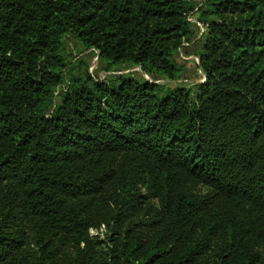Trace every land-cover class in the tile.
<instances>
[{
    "label": "trees",
    "instance_id": "trees-1",
    "mask_svg": "<svg viewBox=\"0 0 264 264\" xmlns=\"http://www.w3.org/2000/svg\"><path fill=\"white\" fill-rule=\"evenodd\" d=\"M0 264H264V0H0Z\"/></svg>",
    "mask_w": 264,
    "mask_h": 264
},
{
    "label": "rangeland",
    "instance_id": "rangeland-1",
    "mask_svg": "<svg viewBox=\"0 0 264 264\" xmlns=\"http://www.w3.org/2000/svg\"><path fill=\"white\" fill-rule=\"evenodd\" d=\"M66 45H67V48H79V50H80V48L81 47H79V46H77V45H75L74 44V42L73 41H69V42H67L66 43ZM193 51H195L194 50V48L193 49H188L187 50V52L190 54V53H193ZM183 53H185V51L183 50ZM187 53V54H188ZM187 56V55H186ZM188 58H189V60H187V61H183V62H185V63H182L181 62V67H182V72H181V78H182V80H185L186 81V84L187 85H189V86H192L193 84H195L196 82H199L200 80H201V77H200V75H199V73H198V71H197V63L195 62V60L193 59L194 58V56H187ZM83 60L88 66H91V68H93L92 69V73H94V70H95V68H94V66L96 65V62H94V59H93V57H92V55H89V54H86V55H84V56H81L80 57V60ZM134 71H136L135 69H134ZM96 73L95 74H97V76H100L102 79L104 78H106L107 76L105 75V73L104 72H102L101 70H100V68L99 69H96V71H95ZM106 77H105V76Z\"/></svg>",
    "mask_w": 264,
    "mask_h": 264
},
{
    "label": "built area",
    "instance_id": "built-area-1",
    "mask_svg": "<svg viewBox=\"0 0 264 264\" xmlns=\"http://www.w3.org/2000/svg\"><path fill=\"white\" fill-rule=\"evenodd\" d=\"M190 22L192 23H195L196 27L198 28V31H199V36H201L204 32H205V29L203 28L202 25H200L198 22H196V20H194L193 18L189 19ZM180 59L183 60V61H187L189 60L188 57H185L183 56L182 54L180 55ZM195 60V62L198 64V59L197 58H193ZM94 62H96V59H94ZM97 63V62H96ZM96 66V65H95ZM94 66V68H95ZM93 68H91V71H92ZM202 82V81H201Z\"/></svg>",
    "mask_w": 264,
    "mask_h": 264
}]
</instances>
